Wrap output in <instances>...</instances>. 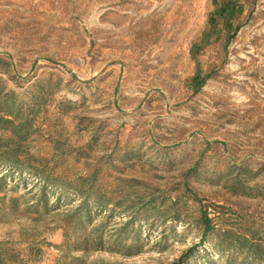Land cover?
<instances>
[{"label":"rangeland","instance_id":"rangeland-1","mask_svg":"<svg viewBox=\"0 0 264 264\" xmlns=\"http://www.w3.org/2000/svg\"><path fill=\"white\" fill-rule=\"evenodd\" d=\"M188 250L264 264V0H0V264Z\"/></svg>","mask_w":264,"mask_h":264},{"label":"trees","instance_id":"trees-1","mask_svg":"<svg viewBox=\"0 0 264 264\" xmlns=\"http://www.w3.org/2000/svg\"><path fill=\"white\" fill-rule=\"evenodd\" d=\"M237 10V5L234 1H229L226 3L221 4V6L216 10V14L219 17H224L226 14L230 13V14H234ZM201 78L196 76L195 78H193V83L195 85H197L198 87L201 86ZM203 222V226H204V235L206 233H208L211 229L209 227V223L210 220H208L205 216L202 218ZM192 250H188L186 254H184L177 262L173 263V264H181L184 263L185 260H187V258L190 256Z\"/></svg>","mask_w":264,"mask_h":264}]
</instances>
